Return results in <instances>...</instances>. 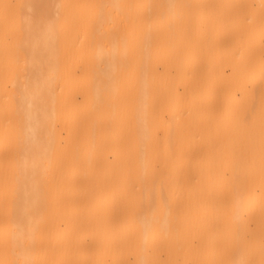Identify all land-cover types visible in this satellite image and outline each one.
I'll list each match as a JSON object with an SVG mask.
<instances>
[{
	"label": "bare ground",
	"instance_id": "obj_1",
	"mask_svg": "<svg viewBox=\"0 0 264 264\" xmlns=\"http://www.w3.org/2000/svg\"><path fill=\"white\" fill-rule=\"evenodd\" d=\"M0 264H264V0H0Z\"/></svg>",
	"mask_w": 264,
	"mask_h": 264
}]
</instances>
